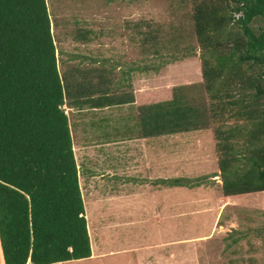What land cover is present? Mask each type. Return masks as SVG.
I'll use <instances>...</instances> for the list:
<instances>
[{
    "label": "trees",
    "instance_id": "trees-1",
    "mask_svg": "<svg viewBox=\"0 0 264 264\" xmlns=\"http://www.w3.org/2000/svg\"><path fill=\"white\" fill-rule=\"evenodd\" d=\"M192 17L209 56L202 59L201 84L184 82L143 98L131 84L113 92L104 80L98 88L90 72L61 76L46 0H0L3 264L92 257L67 109L134 104L143 139L210 129L217 140L222 195L264 192V29L258 35L250 29L255 18H264V0H194ZM235 21L240 32L230 28ZM237 134L254 147L241 174L229 170L236 159L226 144ZM200 183L163 184L191 189Z\"/></svg>",
    "mask_w": 264,
    "mask_h": 264
},
{
    "label": "rangeland",
    "instance_id": "rangeland-1",
    "mask_svg": "<svg viewBox=\"0 0 264 264\" xmlns=\"http://www.w3.org/2000/svg\"><path fill=\"white\" fill-rule=\"evenodd\" d=\"M193 3L194 0H46L60 75L77 77L78 70L90 72L98 88L105 80L113 92L126 86L127 75H132L131 80H149L159 77L162 70L163 75L167 70L170 77L188 80L185 84H201L202 59L209 56L195 34ZM230 28L240 32L236 21ZM250 29L258 35L264 29V18H255ZM186 59L197 61L192 65L198 70L179 67ZM192 72L197 74L194 80ZM176 85L167 83L163 90L170 92ZM203 90L195 92V99ZM134 91L135 87L136 94ZM78 111L67 109L68 121L73 119L79 124ZM116 113L113 129L121 131L122 124L136 125L134 104L118 108ZM98 120L99 117L88 121L86 130L71 127V137L88 132V138L106 142L108 132ZM89 131L97 136H90ZM132 134L141 138L138 127ZM177 135L163 137L161 145L153 141L155 138L139 139L128 154L122 148L110 150L112 146L99 143L75 145L83 205L88 198L96 203L90 207V222L85 215L93 254L89 259L59 264H264V193L219 202L223 177L213 132L208 129ZM248 139L237 134L226 142L236 159L229 170L237 174L245 172L249 165L244 159L251 156L249 150L254 147L246 144ZM154 143L163 146L158 151H163V177L152 169L146 172L140 164L142 159L152 157L160 164L156 149L149 147L146 157L138 150L139 144ZM174 179L191 183L200 179L201 183L191 189L163 184ZM140 181L150 183L145 184V189L138 184ZM100 199H110V203H99ZM97 212L117 216L113 218L119 225L107 227L104 236L96 234L94 231H104L99 222H94ZM133 215L149 222L129 227Z\"/></svg>",
    "mask_w": 264,
    "mask_h": 264
},
{
    "label": "crops",
    "instance_id": "crops-1",
    "mask_svg": "<svg viewBox=\"0 0 264 264\" xmlns=\"http://www.w3.org/2000/svg\"><path fill=\"white\" fill-rule=\"evenodd\" d=\"M192 64H198V62L197 61H195V62L194 61H189L188 59H186L183 63H179V67H182V66L186 65V66L189 67L190 71H197L198 68L194 67ZM162 71L160 72L162 74H160L159 77H156V78L154 77V79H149V80L145 79V78H143V79L136 78L135 80H131L132 79L131 78L132 75L131 76L127 75L126 79L124 78V80H125L124 82H125L126 86L131 84L132 87H133V90H134V87H135L136 91H134V92H136V94L138 93V94L142 95L143 98L144 97L152 98V97L158 96L160 93H162L163 87H166L167 83H169L170 85H173V84L176 83L178 85L179 82H181L179 84H184V82L185 83L189 82V81H184V80L180 79L179 76L178 77H170V76H168L167 75V70L164 71L166 74L163 75ZM194 78L195 79L197 78V74L196 73H193V76H192L191 80H194ZM133 83H134V85H133ZM128 106L131 107L132 105H123V106H120V107H107V108H103V109H100V110H94V112H88L86 110L78 111L77 112L78 115H76V119H77V121H80L79 124H77L75 120L70 119L69 128L74 127L76 130H80V127H82L83 130H86L85 126L87 125L88 121H92V120L95 121L97 119V117H99L98 124L100 123L103 126L104 131H107L108 134H107L106 139H104L106 142L96 141V140H92V139L88 138L87 137L88 136V132H83V133H78L77 132V136L76 137L73 134V138L72 137L71 138H72V146H73L74 154H75V149H76L75 145L87 146L88 147L90 145H97V143H99L98 145H100V146H107L108 148H110V146H112L110 148V150H115V149L119 150V148H122L123 152L125 154H128L129 152H131L133 150V148H135L134 146H136V143L138 142L137 140L143 139V138L136 137V135L133 136V134H132V132L134 131V127L137 128V126L135 125L133 127H129L128 124H122L121 125L122 126V130H121L122 132L119 130V128L113 129L112 126H111L112 120L114 119L115 115H117V113H116L117 109L118 108L128 107ZM71 120H72V122H71ZM74 122H75V124L73 125ZM116 123H117V121H116ZM116 127H118V126H116ZM109 129L110 130L113 129L112 131L114 133L112 131H108ZM89 133H90V136L91 135L92 136H97V135L92 134L90 131H89ZM176 136H178V135H176ZM120 137L122 139L121 141L118 140ZM154 140L158 141L160 145H161V143L163 144V137H158V138L153 139V141ZM123 143L126 145V147H121V145ZM178 143H179V141H178ZM117 144H119V147L115 146ZM160 145H158V143L157 144L154 143L152 145H150V144L149 145L139 144L140 148H138V150H140L142 152L140 155H143V156L146 157L145 151L149 147L153 148V150L156 149V151H155L156 152V156L158 157V155H159L161 157L160 164H157V161H155L157 159L153 158V157L152 158H146V160H143L141 158L142 162L140 164H142L143 170L144 169L147 170L146 172H149L152 169V171L158 172L160 174V177L161 176L163 177V155H161L163 153V151L161 152V154L158 153V151L161 150V148H163V146H160ZM149 165H151V166H149ZM149 167H151V168H149ZM156 172H155V174H156ZM96 176L97 175H93V177H95V178H96ZM141 183L145 187V184L148 185V183H150V182L147 183V181H143V182L140 181L138 184H141ZM138 186L143 187L141 185H138ZM140 187H135V189L140 188ZM145 189H146V187H145ZM111 192L114 193L113 190H111ZM245 195H255V193L245 194ZM123 196H125V195H123ZM239 196L241 197V195H239ZM236 197H238V196H236ZM236 197H233V198H236ZM224 198H230V197H224L221 194V198H220L219 202L223 201ZM83 200H84V197H83ZM107 201H110V199L107 200ZM107 201L104 200V199H102V200L100 199L99 203L104 202V203L109 204L110 202H107ZM94 205H96V203L93 202L92 198H88V201L84 202L85 215H86V218H87V220L89 222L91 221V218H92V213L90 211V207L93 208ZM115 215H117V214H115ZM113 216H111L110 214L102 216L98 212H97V214L95 213L94 222L95 221L99 222L100 223L99 227L103 228L104 231H94V232H96V234L100 233V235L104 236L103 233H105V231L107 230V227H111L113 229L114 227L118 226L119 224L115 221L116 218H113ZM114 217H117V216H114ZM130 219H134V220H129V224H130L129 227L133 226L135 224H138V222L139 223H144V224H147L149 222V219H135L134 215L131 216ZM154 219L158 220L157 217H154ZM156 220H154V221H156ZM95 226L97 227L98 225L95 224ZM111 253H113V252H110L109 254H111ZM0 254H1V256H0L1 264H3L1 248H0ZM91 254H93L92 253V247H91ZM27 264H30V263H27Z\"/></svg>",
    "mask_w": 264,
    "mask_h": 264
}]
</instances>
